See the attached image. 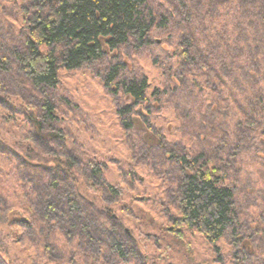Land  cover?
Listing matches in <instances>:
<instances>
[{
    "label": "trees",
    "instance_id": "1",
    "mask_svg": "<svg viewBox=\"0 0 264 264\" xmlns=\"http://www.w3.org/2000/svg\"><path fill=\"white\" fill-rule=\"evenodd\" d=\"M189 1L19 0L23 18L19 43L0 46V107L5 112H11L12 116L24 118L25 125L29 127L30 137L27 141L30 146L40 148V153L41 149L44 150L43 157L54 156L53 165H38L39 170L43 172L39 175L38 171L32 175L29 173L30 168L28 169L30 163L26 161L23 151L12 150L0 139V153L14 156V159L23 162L27 167L24 172H28L25 175L32 177L36 182L41 181L45 175L51 177V185L46 191L41 188L37 190L40 197L35 202L36 207L42 208L40 211L42 223L62 228L69 241L73 239L77 242L78 254L87 257V261L93 260L96 263L95 260L102 258V263L114 264L127 262L130 257L137 261L142 259L132 242L129 246L126 244L131 239L126 236L119 219L110 216L94 202L82 205L79 199L81 196L69 190L68 185L71 183L67 182L69 178L66 177H74L72 172L74 168L79 169L82 166L88 182L92 187L93 185L100 187L106 201L107 197L119 198L120 189L105 181L102 166L97 163L82 164L73 157L66 158L56 153L57 149L66 148L64 132L59 127V116L56 113L59 104L56 91L60 84V70L77 71L84 66L100 64L107 58V52L117 53V56L109 61L110 65L104 71L103 86L118 101L122 100L123 105L117 109L122 127L125 131L133 130L135 117H139L148 132L155 128L158 131L156 137L159 142L153 147H148L144 143L145 149L147 152L160 150L165 161L171 165L170 177L178 179L172 198L179 217L172 218L173 225L169 230L178 231L179 234H181L179 228L196 231L214 245L221 239H228L232 246L239 250L237 259L240 262L252 257L243 245L245 234L243 236L240 230L242 227L239 222L235 184L232 185L228 179L229 172L225 171L229 166L232 168L241 149L237 139H243V135L235 136V139L230 138L231 141L222 137L220 142L223 143L222 146L214 147L215 154L223 165L221 168L205 148L197 151L181 142H171L153 123L155 111L161 112L168 108L178 95L198 91L201 96L197 97L199 103L205 101V93L210 94L211 90L217 87L209 85L207 78L204 83L208 84L206 88L200 83L202 76H209L208 72H205L209 71L208 67L214 70L217 68L221 72L223 80L221 83L217 81V85L222 90L221 84L232 85L226 78L232 75V68L221 61L217 65L210 58L211 54L219 50V46L206 39L204 41L203 36H197L192 31L191 23L194 17ZM249 1L254 4L257 0ZM260 3L262 7L259 13L262 14L264 23V0H260ZM10 32L5 35L6 37L8 35L7 38H10ZM160 32L165 34L173 32L169 43L166 42L168 48L160 46L164 43L158 44L156 35ZM257 40L261 42V39ZM123 50L129 51L124 60L121 59ZM152 51L160 54L153 55ZM131 53L151 55L155 67L160 66L162 69L157 67L161 74H164L165 81L153 85L146 73H138L137 70L130 68L126 60ZM260 53L258 50L252 53L254 60L249 67L237 68V72L243 71L240 74L243 77L238 74V80L233 81L236 83L237 93L233 98L235 105L233 106L231 100L227 99V109L222 111V114L225 117L231 108L236 112L237 106L240 107V112H243L238 95L245 94L243 100H246L247 104L244 112L250 113L253 119L245 124L238 123L237 128L242 127V131L257 130L258 134L250 130L253 131L249 136L252 139L250 141L254 142L256 149L259 147L264 150V128L262 131L259 130L260 125L264 127V66L262 61H255ZM261 54L264 58V51ZM252 80L257 84L254 85ZM246 82L249 90L245 87ZM126 98L132 101L131 105L126 103ZM178 105L176 103V107ZM187 111L189 115L193 113L198 116L190 107ZM193 115L191 119H197ZM221 115L220 119L216 117L215 121L221 122L224 118ZM174 118L183 122L179 116ZM204 118L214 121L208 115L205 117L200 115L197 120L199 125H202ZM20 144L18 143V146ZM133 144L137 146L138 142ZM32 148L35 147L26 149ZM24 152L27 154L28 150ZM223 168L225 169L222 170ZM23 178L29 181L28 178ZM61 183H65V190L62 189ZM50 190H55L58 194L52 195ZM105 200L103 199L104 203ZM260 218L264 223V216ZM23 220V225L28 226L29 221ZM254 232L247 235L248 238L254 235L264 238V229H257ZM46 250L50 256L46 258L49 262L58 261L52 257L55 251L63 259L64 253L62 254L60 249L55 250L52 245L47 244ZM3 262L4 259L0 257V264H4ZM68 264L80 263L70 257Z\"/></svg>",
    "mask_w": 264,
    "mask_h": 264
},
{
    "label": "rangeland",
    "instance_id": "2",
    "mask_svg": "<svg viewBox=\"0 0 264 264\" xmlns=\"http://www.w3.org/2000/svg\"><path fill=\"white\" fill-rule=\"evenodd\" d=\"M18 1L0 0V46L19 43L23 18ZM191 1L189 3L194 17L191 29L197 36H203L204 41L206 39L219 46L218 52L215 51L210 58L217 65L221 61L232 68V75L226 77L232 85L221 84L223 91L217 85V81L221 83L223 80L221 72L217 68L214 70L208 67L210 72H205H208L209 76H202L200 83H206L207 78L209 85L217 87L213 88L210 94L205 93V101L199 103L198 91L178 95L171 102L173 105L170 103L163 111H155L153 123L171 142H181L197 151L205 148L221 168L223 165L219 162L214 147L222 146V137L229 140L243 135V139H237L238 146L241 147L239 154L235 157L232 168L229 166L225 171L229 172L228 179L232 185L235 184L239 222L242 227L240 230L243 236L245 234L243 245L252 257L240 262L237 259L239 250L235 249L228 239H221L214 245L196 231L177 228L181 231L179 234L178 231L169 230L173 225L172 218L179 217L172 198L178 179L170 177L171 165L165 161L160 150L147 152L145 149L144 143L153 147L159 142L155 128L148 132L139 117H135L133 130L125 131L122 127L117 115V109L123 105L122 100L118 101L103 86L104 71L117 53H109L105 49L107 58L100 64L84 66L77 71L59 72L60 84L56 91L59 104L56 113L59 116V127L64 132L66 148H59L56 153L66 158L73 157L82 164L101 165L105 181L120 189L119 198L107 197L106 201L100 187H92L88 182L81 164V168H74L72 171L74 177H66L69 178L67 182L71 183L68 185L69 190L84 198L78 196L82 205L94 202L110 216L119 219L126 236L131 239L126 244L129 246L132 242L142 257L139 261L130 257L127 262L114 264H264V238L257 235L252 238L247 236L254 234L257 229H264L260 218L264 216V150L259 147L256 149L254 142L250 141L252 139L249 136L253 134L254 129L242 131V127L237 128L238 123L245 124L253 119L250 113L244 112L247 104V101L243 100L245 94L238 95L243 112H240V107L237 106L236 112L231 108L225 117L222 114V111L227 109V99L235 105L233 98L237 93L236 83L233 81L238 80V74L243 77L240 75L243 71L237 72V68L249 67L254 60L252 53L257 50L261 53L264 51V23L262 14L259 13L262 6L260 0L254 4L249 0ZM8 32L11 39L7 38L8 35L5 36ZM172 34L173 32L155 34L158 44L164 43L160 46L168 48L166 42L169 43ZM257 39H261V42ZM41 49L45 50L43 47ZM127 51L123 50L122 60ZM151 53L157 55L159 52ZM261 53L255 61H262L264 66ZM148 55L131 53L126 61L133 70L146 73L153 85L162 84L165 81L164 74L158 70L157 67L160 66L155 67L152 63V56ZM251 72L256 75L254 70ZM252 83L257 84L253 80ZM246 84L247 82L245 87L249 90ZM204 86L206 88L208 84ZM125 100L131 105L129 98ZM176 103L179 104L177 107ZM188 107L198 116L187 114ZM192 115L197 119L192 120ZM200 115H208L214 121L204 118L202 125H199L197 120ZM220 115L224 117L223 120L215 121L216 117L220 119ZM15 116L0 107V139L12 150L23 151L26 161L30 163L29 173L35 175L39 171L40 175L43 170H39L38 165L52 166L54 156L43 157L44 150L41 149L40 153V148L35 145H31L35 148L26 149L31 147L27 141L30 137L29 127L25 125L24 118ZM176 116L183 122L178 118L175 120ZM260 127L259 130L262 131L264 127ZM255 133L258 134L257 130ZM134 142H138V145L134 146ZM18 143L21 144L18 146ZM25 150H28L27 154ZM143 153L147 155L144 156ZM13 157L0 153V257L4 259L3 263L68 264L70 257H73L80 264H104L101 262L102 258L95 260L96 263L93 260L87 261V257L78 254L77 242L73 239L69 241L62 228L42 223V208L36 207L35 202L40 197L37 190L41 188L46 191L51 185V177L45 175L41 181L36 182L32 177L25 175L28 172H24L27 167L23 162ZM64 184L61 183L63 190ZM51 194L58 193L52 190ZM23 219L29 221L28 226L23 225ZM47 244L52 245L55 250L60 249L61 253H64L63 259L55 251L52 257L58 261L51 263L46 260L50 257L46 250Z\"/></svg>",
    "mask_w": 264,
    "mask_h": 264
}]
</instances>
